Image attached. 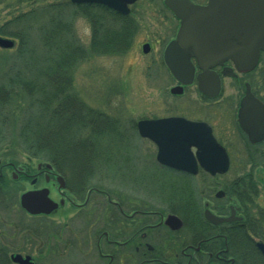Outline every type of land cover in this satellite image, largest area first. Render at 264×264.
Here are the masks:
<instances>
[{
    "label": "flooded vegetation",
    "instance_id": "1",
    "mask_svg": "<svg viewBox=\"0 0 264 264\" xmlns=\"http://www.w3.org/2000/svg\"><path fill=\"white\" fill-rule=\"evenodd\" d=\"M141 1L138 0L128 6V18L133 8ZM189 1L200 7H206L209 2V0ZM162 7L172 15L169 9L164 5ZM172 18L175 20L177 33L180 21L174 16ZM190 62L194 69L192 83L188 86H181L172 78L175 84L173 88H181L182 91L178 95L170 93V97L172 99L185 98L189 92L195 93L198 101L208 110L204 114L200 112L199 118H187L181 115L165 118H183L196 125H201L195 127L203 130L204 133L208 129L216 144L227 155L228 169L223 173L211 175L196 161L194 169H190L195 170L192 174L190 171L176 170L162 165L157 160L156 154V167L145 169L143 185L154 187L150 189L153 192L149 194L157 196L155 200L160 196L162 201L163 193L161 192L171 191L172 187L176 186L174 184L177 183V177L187 181L188 185H190L189 182L196 183L195 180L199 176L201 177V181L198 182L200 185L211 184L210 181L207 182L206 177L211 179L217 176L225 177L231 169L233 157L246 161V165L241 164L239 167L237 175L241 176L235 178V183L224 181L223 190H217L214 194L209 193L204 197L200 196L198 202L195 199L193 202L195 209H193L190 207L191 202L184 206L173 202L172 191L169 193L172 194L171 197L167 198L172 199V202H119L111 200L95 189L87 190L84 197H80L78 192L70 189L68 178L55 171L63 177L65 190L62 193L63 197L58 192L57 200L50 197V191L49 197L52 202L61 207L60 210L65 215L63 250L69 251L75 247L78 254L83 256L81 254L84 252L83 248L92 249L96 251L99 261L102 263L105 261V264H131L133 260L138 264H240L234 256L243 255L244 244L247 245L249 242L250 245H254V248L256 247V239L260 238L261 233H257L258 229L253 234L249 233L247 228L246 232L244 231L247 219L246 208L240 202H250L251 198H254L255 202L262 194L264 198V51L259 52L257 62L251 70L238 71L230 61L209 69L208 72L217 77L220 83L219 94L214 98L199 91L198 80L203 75V71L199 68L195 58L191 57ZM161 65H165L164 53ZM226 80L230 81L231 85L233 84L231 88H225ZM225 89L229 90V93L223 98ZM248 98L256 101L258 106L245 107V99ZM220 99L222 103L218 102ZM214 105L218 108H213ZM232 114H234V120L231 119ZM225 120L230 123L234 122V124L222 127ZM178 132L177 128H173L172 136H176ZM197 153L195 147L190 148L191 157L197 159ZM55 175L43 167L35 169L16 167L12 163L2 164L0 160L1 210L3 209V212L8 209L13 211L12 206L17 204L18 210L29 219L49 218L34 217L25 213L20 207L21 191L14 185L28 184L30 188L23 193L47 189L46 186H40V183L55 186ZM93 194L104 196V202L92 199ZM223 201L226 202L218 205L214 203ZM164 204L167 205L166 208L162 207ZM205 213H211L217 219L228 221L211 223L205 218ZM170 216L176 217L181 222V228L173 230L165 225V221ZM1 228L0 254L7 253L9 264H14L10 256L19 253L6 248L3 243L5 241L13 245L16 232L20 229L19 224L8 225L3 222ZM6 233L9 234V238L5 236ZM73 250L65 255H70ZM109 250L112 251L109 252ZM32 262L36 264L33 259Z\"/></svg>",
    "mask_w": 264,
    "mask_h": 264
},
{
    "label": "rangeland",
    "instance_id": "2",
    "mask_svg": "<svg viewBox=\"0 0 264 264\" xmlns=\"http://www.w3.org/2000/svg\"><path fill=\"white\" fill-rule=\"evenodd\" d=\"M54 3L66 4L69 3V0H0V26L10 19L20 16L21 20L10 31L19 32L21 25L26 26L27 29L31 27V33L27 37L31 38L35 45L34 56L40 57L39 45L41 43L37 39L36 30L42 27L51 16L52 11L48 9V6ZM162 5V0H142L140 4L136 5L130 16L132 21L129 20L130 24L136 28L131 48L124 54L116 55L88 53L87 58L73 69V93L85 107L90 108L97 115L104 116L109 125L117 126L116 133L105 135L106 139L101 145L97 140L99 151L95 145L93 151L95 159L90 162L89 166V173L92 174L89 188L98 190L100 193H104V196L119 202H172L173 199V202H178L179 206L191 202L190 207L195 209L193 204L195 199L198 202L200 196L204 197L209 193L214 194L217 190H223L225 185L222 183L224 181L235 183L239 167L241 164L246 165V161L233 157L231 169L225 177L217 176L213 179L206 177L207 182L210 181V185H200L198 183L201 181L200 176L195 180L196 183L189 182L190 185L181 178H174L177 183L171 190L173 197H171L172 194H169L171 191L164 190L161 192L163 193L162 201L160 196L155 200L157 196L149 194L153 192L150 189L154 187H144L142 181L145 177V169L156 167L157 149L150 141L138 136L137 123L145 119L158 120L177 115L199 118V115L208 110L198 101L195 93L189 92L190 90L185 98L172 99L170 97L175 84L166 68L161 65V61L167 45L175 36L176 23L172 15L165 11ZM72 11L71 13H75L72 14L73 33L79 45L89 51L90 22L81 12ZM6 39L14 41L15 45L10 50L0 49V79L3 78V74L9 66H18L17 68L22 72V68L25 66L24 60H16L17 39L10 37ZM144 45H148L150 48L148 54L142 52ZM31 62L34 65H39L40 61L32 60ZM224 86L231 88L233 84L231 85L230 81L226 80ZM4 88L11 90L9 87ZM13 91L15 92L12 93L6 107L10 117L12 115L14 118L11 117L12 120L9 118L8 123L16 120L18 123L19 110L26 109L30 104L26 94L17 89ZM228 93L229 90L225 89L223 98ZM222 99L218 102L222 103ZM214 107L218 108L217 105ZM200 112L202 113L200 114ZM232 118L234 120V114H232ZM228 124L233 125L234 122L230 123L225 120L221 126L226 127ZM17 126L18 124L11 128L10 135H15L14 129ZM84 137L86 135L82 136L80 140H83ZM12 138L11 140L8 138L9 142L0 144L2 164L12 163L16 167L35 169L39 164L45 163L29 158L19 146L14 145L15 137ZM10 142L13 145H10ZM66 174L64 175L68 178ZM40 186H46L51 192L50 197L57 200L59 195L56 185H47L41 182ZM14 187H19L20 194L30 188L28 184L23 183L14 185ZM69 187L79 193L71 185ZM262 195L255 202L254 198H251V205L246 207L250 211L251 219L260 220L262 233L256 242L264 243V198ZM104 196L93 194L91 198L104 202ZM169 197L172 199H167ZM225 202L214 203L218 205ZM164 205L162 207L166 208L167 205ZM12 207L13 211L8 209L5 212L0 208V232H2L3 222L8 225L19 224L20 227L16 232L13 245L4 241L3 244L6 248L33 259L36 264H105V261L103 263L99 261L96 251L92 249L83 248L84 252L81 253L83 255L81 256L75 247H72L74 250L70 255H65L72 249L63 250V219L65 215L62 210L59 209L49 218L29 219L18 210L17 204ZM14 230L16 231V229ZM5 236L9 238L8 233ZM131 264H138V262L133 260Z\"/></svg>",
    "mask_w": 264,
    "mask_h": 264
},
{
    "label": "trees",
    "instance_id": "3",
    "mask_svg": "<svg viewBox=\"0 0 264 264\" xmlns=\"http://www.w3.org/2000/svg\"><path fill=\"white\" fill-rule=\"evenodd\" d=\"M48 9L52 11L51 16L36 30L41 43L40 57L34 56L35 45L27 37L31 27L27 29L21 25L19 32H11V28L16 27V23L21 20L20 16L0 26V36L17 39L16 60L25 62L23 72L18 66L12 65L0 79V144L15 137L14 145L19 146L29 158L50 164L62 176L67 173L69 185L83 196L90 187L92 174L89 173V166L95 159V145L99 151L97 140L101 145L106 139L105 135L116 133L117 126L109 125L104 116L85 107L73 93L72 72L77 64L87 58L88 53H126L132 46L136 28L130 24L129 18L101 7L54 3ZM71 11L81 12L90 22L89 51L79 45L73 33L72 14L75 13ZM32 60L40 61L39 65L32 64ZM4 87L11 90H5ZM14 89L26 94L30 104L26 109L19 110L18 123L17 120L8 123L12 115L10 117L6 105ZM16 124L15 135H10L11 128ZM84 135L86 137L80 140ZM9 144L13 145L11 142ZM240 203L246 208L244 231L247 228L253 234L258 229L257 233H262L260 220L251 219L246 207L251 202ZM249 245V242L244 244L245 251L241 257L234 256L236 261L240 264H264V258L254 245ZM6 254H0V264H9Z\"/></svg>",
    "mask_w": 264,
    "mask_h": 264
},
{
    "label": "water",
    "instance_id": "4",
    "mask_svg": "<svg viewBox=\"0 0 264 264\" xmlns=\"http://www.w3.org/2000/svg\"><path fill=\"white\" fill-rule=\"evenodd\" d=\"M137 0H70L72 4H97L127 15V6ZM165 6L180 20L176 40L171 42L164 53V63L171 75L182 86L190 85L194 69L190 58H195L203 75L199 78L198 89L208 97H215L219 92V81L212 77L209 69L231 61L238 71L251 70L264 51V0H209L206 7L195 6L189 0H165ZM13 42L0 38V48L9 50ZM149 52L148 46L143 53ZM181 88L172 89V94H180ZM210 91V92H209ZM258 106L256 101L245 99L244 106ZM253 125V124H250ZM180 118L140 121L137 129L141 138L152 141L157 147V160L170 168L195 173V159L190 148L198 150L197 160L211 174L225 172L228 160L218 149L208 130L204 131ZM179 131L172 136V129ZM203 134V136L201 135ZM264 135V134H263ZM177 138V139H175ZM40 167V166H39ZM38 167V168H39ZM51 171L49 165H44ZM59 190L64 188L63 179L57 177ZM49 191L27 192L20 197L21 208L31 216L52 214L58 207L49 197ZM205 218L214 224L220 220L211 213ZM171 229L181 228V222L173 216L165 221ZM257 250L264 257V245L256 244ZM14 264H33L30 258L12 255Z\"/></svg>",
    "mask_w": 264,
    "mask_h": 264
},
{
    "label": "bare ground",
    "instance_id": "5",
    "mask_svg": "<svg viewBox=\"0 0 264 264\" xmlns=\"http://www.w3.org/2000/svg\"><path fill=\"white\" fill-rule=\"evenodd\" d=\"M43 164H44V165H49V166L51 167V171L55 170L50 164H47V163H43ZM89 189L92 190L91 188H89ZM89 189H87V190H89ZM87 190H86V191H87ZM38 191H39V190H38ZM86 191H85V192H86ZM85 192H84V194H85ZM84 194H83V196H84ZM83 196H80V197H83ZM257 243H261V244H263L262 242H256V244H257ZM256 244H255V246H256ZM255 249H256V247H255ZM11 256H12V255H11ZM11 256H10V257H11ZM261 257L264 258L263 256H261Z\"/></svg>",
    "mask_w": 264,
    "mask_h": 264
}]
</instances>
